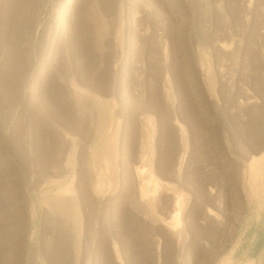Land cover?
I'll use <instances>...</instances> for the list:
<instances>
[{
	"label": "rangeland",
	"instance_id": "374dc122",
	"mask_svg": "<svg viewBox=\"0 0 264 264\" xmlns=\"http://www.w3.org/2000/svg\"><path fill=\"white\" fill-rule=\"evenodd\" d=\"M76 85L112 104L84 98L74 153ZM263 154L264 0H0V264H264ZM83 157L104 188L78 226L37 182L61 159L76 186Z\"/></svg>",
	"mask_w": 264,
	"mask_h": 264
},
{
	"label": "bare ground",
	"instance_id": "6f19581e",
	"mask_svg": "<svg viewBox=\"0 0 264 264\" xmlns=\"http://www.w3.org/2000/svg\"><path fill=\"white\" fill-rule=\"evenodd\" d=\"M97 18V17H96ZM98 19V18H97ZM101 19V18H100ZM97 24V23H96ZM169 81V79H168ZM107 86V84H106ZM76 87V93L73 95L74 99H75V102L77 104V112L79 113V121L77 123H73L74 125V129L71 131L69 130L68 131V128H67V131L66 130H61L60 128H58V130L60 129L61 131H59L58 133H60V135L58 134L57 136H62L65 140H76V138H78V140H80L79 138H86L88 139L89 138V133H91V125L92 123L94 122L93 120V115L91 113V111H89V116L86 117V110H83L82 107H81V104L84 100V98L86 97H89V98H92V97H95V98H98L99 102H100V106L103 108V109H107L110 107V105L112 104L111 101L105 99V98H102V97H98L96 95V93L94 91H92V89L90 88H82L81 86H75ZM103 88V87H102ZM106 88V87H104ZM97 96V97H96ZM66 114V113H65ZM65 116V115H64ZM63 116V120L65 119ZM72 116V115H71ZM71 119V118H70ZM75 121L77 119L73 118ZM73 120V121H74ZM66 122V120H64ZM67 121H70L67 119ZM68 123V122H67ZM66 123V124H67ZM72 124V121L69 122ZM72 126V125H71ZM69 126V129L70 127ZM72 126V127H73ZM182 126V125H181ZM71 127V128H72ZM183 127V126H182ZM46 128V127H45ZM48 128V127H47ZM57 128V127H56ZM49 129V128H48ZM53 130V129H52ZM51 130V131H52ZM54 132H55V129H54ZM51 134V133H49ZM57 134V133H56ZM46 135H48L46 133ZM49 136V135H48ZM55 137V134L54 135H51L52 138ZM63 138L61 140H63ZM46 139V138H45ZM57 139V137L55 138ZM50 140V139H48ZM47 140V141H48ZM66 142H69L70 141H67ZM77 140V142H78ZM57 141V140H56ZM50 142V141H49ZM66 142L63 140V142H61V144L58 146V147H54L52 148V152H55V149H59V148H62V147H66L65 144ZM51 143V142H50ZM53 143V142H52ZM68 143V144H69ZM49 144V143H48ZM72 144V143H71ZM51 145V144H50ZM50 145L46 146V152H45V160L48 162H50V158L47 157L48 155H51L49 152L51 151L50 150ZM67 145V144H66ZM78 145V144H77ZM45 147V146H44ZM53 147V146H52ZM72 147H73V152L75 153V147H76V141L73 142L72 144ZM71 147V148H72ZM43 149V148H42ZM61 150V149H60ZM58 152V151H57ZM97 152V151H96ZM115 146L114 148L110 147V144L108 147L105 148V150L103 151L102 153V157H103V160L106 161V162H109V163H114V158H115ZM55 154V153H53ZM56 155V154H55ZM60 155V154H59ZM86 155V154H85ZM54 156V155H53ZM87 157V156H86ZM50 160H49V159ZM56 158V157H54ZM62 158V157H61ZM84 159L82 160V166L80 168V174H77V175H80L78 176V182L76 184V186H73L72 183L74 181V178L75 176L72 175V177H70V174L71 172H69L67 169V166L68 164L66 163V165H63L60 161V160H55L56 162L54 164H50V167L48 166L49 163L46 165L45 163V167L41 170L42 171V177L38 180L37 182V185L41 186L40 184H42V188L43 187H47L49 190H55L54 193L57 192L58 196H54L52 198H49L48 195L47 197L45 195H42L41 196V199H42V203L45 205V202H46V208L47 209H50L49 210V214L52 215L59 210V211H63L65 212L69 217H71L72 219H74V221L77 223V225L79 226L80 222H81V218L80 216V206L83 202L87 203L88 201L91 200V196L89 195V192L93 191H101L104 186H103V183L102 181L97 178L96 180L93 178L92 176V173L94 171V168H92V166L94 165H91L92 164V161L89 162V160L85 157H83ZM63 159V158H62ZM53 160V158H52ZM44 162V161H43ZM259 166H263L264 167V154L259 157V158H252L250 160V169L253 173L257 172V167ZM260 169V167H259ZM258 169V170H259ZM115 171V170H114ZM74 172V171H73ZM107 172V171H106ZM41 173V172H40ZM76 173V172H75ZM69 174V175H67ZM67 175V176H66ZM76 175V176H77ZM136 177L138 178V185H139V192H140V197L141 199H144L146 197H149V195H151L153 193V191H157L158 187H157V182H159V180H155V176L151 175V180H149V182H147L146 178H145V169L144 171L141 169H136ZM148 185L151 188L152 192L151 193H148ZM18 186V185H17ZM38 186V187H39ZM10 187V186H9ZM10 189V188H9ZM80 190H82V195L80 193ZM91 190V191H90ZM70 194V195H69ZM92 194V193H91ZM28 195V194H27ZM24 196V195H23ZM15 198V197H14ZM16 198H19V197H16ZM29 197H23L20 201V203H22V207L20 210H18L20 216H24L25 215V211L26 209H30V211H34L35 209V205L32 203V201L30 199H28ZM52 199H54V201H56V203L54 204L52 202ZM48 200H51L48 201ZM17 201V200H16ZM178 203H180V201L178 200L177 203L175 205H179ZM48 205V206H47ZM50 205V206H49ZM45 207V206H44ZM27 209V210H28ZM137 210L140 211L139 207H137ZM52 214H51V213ZM27 213V212H26ZM35 213V212H34ZM83 213V212H82ZM48 214V215H49ZM53 215V216H54ZM22 216V217H23ZM32 216V215H31ZM17 217H19L17 215ZM21 217V218H22ZM33 217V216H32ZM34 218V217H33ZM50 220H51V223H49V225L52 227L51 230L57 232L58 236L61 238H63L64 240H67L66 238L69 237V235H75V231H74V225L75 223L73 222L72 219L69 218V220L72 221V227L73 228H68V222H62L60 219L58 218H52V216H49ZM173 219L178 223L179 222V214L178 213H175ZM18 221V220H17ZM49 221V220H48ZM15 222V221H14ZM20 224V223H18ZM47 225V224H46ZM76 230V229H75ZM78 230V228H77ZM77 232V231H76ZM79 232V231H78ZM43 233V232H42ZM49 240V239H48ZM69 240V239H68ZM59 242V241H58Z\"/></svg>",
	"mask_w": 264,
	"mask_h": 264
}]
</instances>
